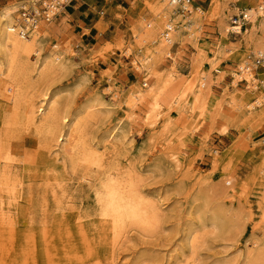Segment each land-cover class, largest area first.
I'll return each instance as SVG.
<instances>
[{"label": "rangeland", "instance_id": "374dc122", "mask_svg": "<svg viewBox=\"0 0 264 264\" xmlns=\"http://www.w3.org/2000/svg\"><path fill=\"white\" fill-rule=\"evenodd\" d=\"M22 1L0 0V10L11 4L19 10ZM134 1L139 4L132 5L136 10L130 12L123 8L127 0H74L64 10L78 9L74 21H81L82 29L63 33L57 28L61 11L49 25L34 31L41 56L52 51L65 58L67 66L72 65L64 76L44 83L48 92H62L63 104L71 111L88 97L103 101L104 106L96 107L103 115L88 124L91 147L100 150L114 126L119 140L113 143L114 151L107 145L100 173L80 165L73 170L68 161H55L51 146L33 128L26 130L22 109H3L0 145L8 150L9 160L0 156V170L10 169L25 190L19 199L0 191L4 193H0V211L12 214L11 230L0 225V264H243L254 242L263 248L264 102L254 108L249 105L264 97V56L259 66L250 67L255 81L235 80L232 75L241 74L239 66L251 65L258 56L252 38L259 34V26L248 20L242 35L229 33L226 38L218 27L223 19L230 25L243 9L258 10L259 1L193 0L198 9L188 19L179 17L175 9L167 15L191 27L181 29L182 42L166 43L161 60L155 63L161 79L171 75L172 80L160 99V116L155 120L145 119L147 102L129 106L135 91L147 90L154 80L147 78L148 72L139 64L140 58L150 57L151 64L156 60L149 52L157 44L147 39L145 30L163 31L166 19L156 17L158 0ZM125 12L124 21L120 14ZM261 15L257 21L264 20ZM17 18L18 11L14 24ZM120 21V27L113 28ZM127 29L132 38L125 36ZM77 42L88 48L76 52L73 45ZM30 60L36 62L37 56L31 55ZM205 74L210 83L202 110L193 109L191 94L178 105L171 104L193 77L197 90L199 75ZM81 78L85 81L73 92L69 87ZM68 89L74 93L71 99H67ZM127 168L137 174H133L136 187L148 200L147 211L155 207L159 218L150 231L127 223L114 241L109 223L99 215L95 192L103 172L114 175ZM210 212L226 220V229L219 234L200 231L201 221L206 222ZM188 234L198 237L193 252L184 236Z\"/></svg>", "mask_w": 264, "mask_h": 264}, {"label": "bare ground", "instance_id": "6f19581e", "mask_svg": "<svg viewBox=\"0 0 264 264\" xmlns=\"http://www.w3.org/2000/svg\"><path fill=\"white\" fill-rule=\"evenodd\" d=\"M158 1L160 3V7H158V10L157 9L155 10L158 12L156 13V17H158V19H166L164 23V27L168 28V30L170 31H169V34H167L168 36L167 40H165L164 38H161L163 37L162 36L163 31L159 32V30L156 29L154 30V33H153V30L151 29L145 30L147 31L145 33L146 34L145 36L147 37V39L149 37L150 42L155 41V44H157L156 48H154L153 51L149 52V54L155 57L156 60L153 64H151L149 62L150 57H145L143 59L140 58L139 60L141 63L139 64L141 65V69L143 68L144 70L148 72L147 78L148 79L153 78L154 80L152 81L151 85L148 87L147 90L135 91V93L130 98L131 102L133 103L132 105L129 106L131 108H134V105H137L138 103L147 102L149 105V110L147 111V113H145L146 120H155L160 116V112H159V110L161 109L160 99L166 93V91L169 88V84L172 81L171 75L165 79H161L162 78L160 75L161 73L158 74L155 70V63H158V61L161 60L162 52L165 51L164 49L167 47L166 43L171 44L176 40L182 42L183 38L180 39L181 34H182L181 29L182 28L187 29V27H191L190 26L191 23L186 26V24H188L186 22L185 23L183 22L180 24L175 23L172 18L167 17V15L171 14L174 10V5L170 0H158ZM228 1L231 2L232 0H228ZM28 2H33V1H28ZM246 10H247L246 11L247 13L245 14H246V18L250 20L249 23L253 24L254 22H258L259 27L258 26L257 27L259 28L258 29L259 34L258 35L253 34L254 36L252 38V41H253L256 54L263 57L264 56V20L261 19L257 21V19H259L260 17L259 14H262V13L254 8H248V9L246 8ZM17 11H18V8L16 4L6 5L2 7V9L0 10V114L2 113L5 107L14 108L13 110L15 109L17 110V108L22 109V118L26 125L25 127L26 130L33 128L36 134L39 137H41L43 141H45L51 146L52 151L50 153L53 156V158L56 159L55 161H58L59 159H63L62 161L64 160L68 161L69 166L73 170L75 169L76 166L80 165V166H85L87 168L92 167L95 170V172L100 173L101 171H103L102 167H103L105 155L107 154L106 153L108 149L107 145H110L111 151H114L115 146L113 143L119 140V138L115 136L117 134L118 127L112 126L113 128L111 129L110 132L109 130L108 131L105 130L109 133L107 134V137H104L105 139L102 140L103 145L100 150L98 149L96 150L95 148L96 145L94 147H91V144H90L91 140L89 139L88 132H87V129L89 126L88 124L90 122H94L95 119L97 120L99 116L101 117V115H103L102 114L103 112L99 111V109H96L97 106L99 107L102 105L101 103L103 101L100 102L94 96L88 97L85 99V101H83L80 104V106L78 107L76 111H71L70 107L67 106L65 108V105L63 104L62 92H57V93L48 92L49 86L46 89V86H45L46 84L44 85V83H46V81H48L49 78L50 79L53 77L55 78V77L61 76L63 73H67L66 72L67 67L72 66V65L70 64L67 66L66 59L63 58L60 54L58 55V54L52 53V51L51 53H48V55L41 56L38 51L39 50L38 49L39 40L37 39V36L33 34L34 32H32L31 35L29 36H22L20 34L21 28L18 25V18L16 20V24H14L15 20L13 19V15L16 14ZM220 22L221 23L218 27H219L220 32L223 34L224 38L227 37L230 31H235L236 35L243 34V32H241V28L240 29L233 28L231 25L228 24L227 20L223 19ZM38 36H39V33H38ZM145 36L143 34L142 37H145ZM172 36L174 37L173 40H171ZM147 39H145V42L147 41ZM40 47H42V44ZM31 55L37 56L36 62H32L30 60ZM244 64L246 65L247 63H244ZM242 65L239 66V69L241 70V74H236V73L232 74L235 77V80L237 77V79L244 78L245 81H249V82L255 81L252 71L250 70L251 68L248 66L249 64L247 66L245 65L242 66ZM139 67L137 69H140ZM193 78L194 79L190 83H188V85H186L185 89L184 90L182 89L183 91L179 92L174 97L171 104L178 105V102L180 99H182V97L187 96V94H191L193 97L192 99L193 109L201 108L200 110H202L204 108V95L209 92V83H210L209 75L206 76L205 74L201 77L199 75L200 82L198 84V87H196L197 90H195V87H193L195 85L194 82L196 80L195 79L196 77H193ZM83 80L84 79L74 82L69 88H72L73 92L77 91L82 86V82L85 81ZM57 91H59V89H57ZM72 91L69 90L67 93L64 92L67 94V99L72 98L74 94ZM206 101H207V98H206ZM231 101H232V98H231ZM262 101L264 102V97L256 100L254 104H250L249 108H254L255 104L260 105ZM102 106H104V104ZM105 111L107 112L108 109ZM7 119L9 118L7 117ZM8 125H9V122H8ZM0 156L2 157L1 159L3 160L5 159L4 161L9 160L8 150L7 149L4 150V148H1V145H0ZM125 166L127 167V165ZM9 170L10 169L5 171L3 170V168L2 170H0V191H4L5 193L12 195L13 197L14 196L17 197L15 199L23 198L22 197V193L24 192L23 183L21 180H18V177L15 176V174H11ZM103 174H104L103 176L104 179L103 178L100 180L98 179L99 188L95 192V194H96L97 202L100 207L99 215L104 220H106V223H109L111 227L110 229L112 230V234L114 236V241H116L115 239H117L121 234H123V230L127 223L129 225H135L136 227L142 230L150 231L153 228H155V225L158 223V218H159L157 216L158 213H157V210H155V207H153V212L149 213L147 211L146 204L148 200L142 197L141 195L142 193L140 194L139 190L136 187L137 186L136 181L138 182V180H136L134 176L137 174L132 173V171L129 170V168L125 169V171L123 172H120L119 170H117L116 174L114 175L111 174L110 172L108 173L103 172ZM28 191L29 189L27 190V192ZM0 193L4 194L3 192H0ZM28 193H31V192L29 191ZM57 196H58L57 198H59V195ZM61 197H64V196H60V198ZM0 198H1V195H0ZM42 199L45 200V198H42ZM44 206L46 205L44 204ZM9 213L10 211H0V225L1 224L6 225V226L8 225V228L5 231L11 230V224H12L11 215L12 214L9 215ZM210 213L211 214L209 218L205 219L206 222L201 221V223L204 222L203 225L201 224L202 226L200 225L201 227L200 231H202L201 233L203 234L207 232L208 230H210L209 234L211 233L217 234L218 232L223 231L222 229H226L225 227L223 228L224 222L226 220L223 219L222 214L216 213V212H210ZM102 223H105V222H102ZM36 226L37 225H35V227ZM11 234L12 232L10 233V235ZM197 235L196 236L195 234L194 235L188 234L187 236L184 235L188 239L187 241L190 243V248L192 250L191 252H193L195 243L198 242ZM253 244L252 245L255 248L253 250L248 251V253H246L245 261L243 264H264V254H263L264 246L263 248H259V247L257 248L256 246L259 244H257V242H254ZM0 250L2 249L0 248ZM0 259H2V256Z\"/></svg>", "mask_w": 264, "mask_h": 264}, {"label": "built area", "instance_id": "2783aa9c", "mask_svg": "<svg viewBox=\"0 0 264 264\" xmlns=\"http://www.w3.org/2000/svg\"><path fill=\"white\" fill-rule=\"evenodd\" d=\"M74 0H36L33 2L21 3L18 10V25L21 28L20 34L22 36H29L35 30H38L42 25H49L54 17L58 15L66 6L70 5ZM175 12L183 19L188 18L192 12L198 8L194 7L193 0H170ZM257 9L262 13L264 18V0H258ZM246 9H243L239 15L234 16L230 20V25L233 28H241L243 30L244 24L248 21L246 18ZM168 28L164 27L162 38L167 40L169 34ZM231 34L236 35L235 31H230ZM263 62L262 56H257L251 65L246 64L252 68L259 66ZM239 73V72H238ZM146 86V83H143Z\"/></svg>", "mask_w": 264, "mask_h": 264}, {"label": "crops", "instance_id": "0c3cea01", "mask_svg": "<svg viewBox=\"0 0 264 264\" xmlns=\"http://www.w3.org/2000/svg\"><path fill=\"white\" fill-rule=\"evenodd\" d=\"M8 2H11V1H8ZM136 4V6H138V2L135 3L134 0H127V3L126 5L123 7L125 10H129L130 12H133L136 10L135 7H132V5ZM193 4H194V1H193ZM124 5V4H123ZM119 7H121L120 5H118ZM195 7V6H194ZM64 10V9H63ZM62 10V15H60L58 18H57V28H59L61 31H63V33H71V32H75L77 31L78 32V28L79 29H82L79 25H80V22L79 20L76 19V22L74 21L75 20V17L76 14V10H78L76 7L74 8V6H70L69 8H66L64 11ZM102 15H104V13H102ZM123 19L124 17L126 16V12L123 13V14H120ZM110 19V18H109ZM108 19V23H111L110 20ZM113 21V19H112ZM125 21V19H124ZM123 23V21H120V24H118L117 26H113V28H119L120 25ZM112 26V25H111ZM97 35V34H95ZM128 35L129 37H131V34L129 32V29H127L126 33H125V36ZM132 38V37H131ZM86 41L88 42L89 40H87L86 38ZM91 47V46H90ZM88 48L87 47H84L83 44H81L80 42H77L73 45V49L76 51V52H80L81 49H84L86 50Z\"/></svg>", "mask_w": 264, "mask_h": 264}]
</instances>
